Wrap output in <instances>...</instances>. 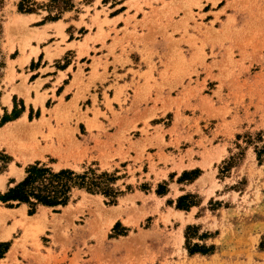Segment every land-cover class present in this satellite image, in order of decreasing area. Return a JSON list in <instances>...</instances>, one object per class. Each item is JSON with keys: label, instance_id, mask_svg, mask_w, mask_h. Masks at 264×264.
I'll return each mask as SVG.
<instances>
[{"label": "rangeland", "instance_id": "obj_1", "mask_svg": "<svg viewBox=\"0 0 264 264\" xmlns=\"http://www.w3.org/2000/svg\"><path fill=\"white\" fill-rule=\"evenodd\" d=\"M90 1L74 0L57 22L44 21L49 0H31L32 14L17 11L20 0H0V129L44 119L38 130L17 132L14 148L0 144V193L38 161L54 171L113 174L120 195L109 204L75 189L67 206L33 214L0 202V243H9L0 264H264V0L155 2L161 14L142 12L143 86L131 81V97L112 95L107 82L64 95L41 66L70 62L67 54L51 64L67 39L62 21L76 12L83 13L76 26L91 22L88 30L65 28L71 39L95 25L102 32L99 15L109 12L94 7L89 16ZM154 58L159 78L151 75ZM32 146L41 152L27 157ZM184 161L194 167L185 177L192 180L181 178ZM179 179L196 180L187 190L199 196L190 200L201 201L199 211L174 210L186 190ZM194 245L212 250L190 254Z\"/></svg>", "mask_w": 264, "mask_h": 264}, {"label": "crops", "instance_id": "obj_2", "mask_svg": "<svg viewBox=\"0 0 264 264\" xmlns=\"http://www.w3.org/2000/svg\"><path fill=\"white\" fill-rule=\"evenodd\" d=\"M160 1L161 0H91L83 4V7L89 9V16L91 17L94 15V7L96 8L95 11L100 13V6H106L109 13L105 18L100 14L98 19V21L102 23V32L98 31L95 25L92 26L91 32H85L79 39H71V33H65V28H71L72 31H75V27L76 29L84 27L86 30V24L90 23L91 19L86 17L83 19L84 24L76 26V24L79 23L78 16L83 14L81 12H76L77 18L73 19L71 23L62 21L63 24H66L63 33L67 39H65L62 45H59V51L55 50L57 51V56L53 57L51 64L57 63L55 61L58 59L61 60L62 57L67 54H71V56L68 57L70 62H67L63 67H53L52 69L48 67L47 63H43L41 70L45 71L47 78H49L47 82L54 85V90L60 89L61 94L64 95H73L78 89L83 90L84 87L90 83L94 87H97V85L107 82L109 86H113L111 88L112 95L115 91H121L123 94H128L129 97H131L132 94L130 91H133V88L130 87L132 84L130 82L136 81L139 86L142 87L146 78L145 75H147L146 73L148 71L147 63L143 60L147 48L149 47V45H147V30L144 29V27H148V25L145 24L142 12L161 14V3H155ZM135 3L136 6H141L142 11H136V8L133 7L129 8L130 5ZM145 3H150L151 9H147ZM126 17H131L128 19L127 24L124 21ZM107 32L108 36L105 37L104 33ZM93 37H95V41L90 40V38ZM102 37H104V39ZM56 39V41H58L60 38L57 37ZM152 62L156 70L154 73H151V75L159 78L162 68L159 67L157 58H154ZM135 72L137 74H135ZM79 80H82L81 84ZM186 162L187 161L183 162L184 167L181 171H185L188 175V173L194 171V167L187 166ZM181 173L173 175L172 177H179ZM185 180L189 181L186 178ZM187 181H185L186 183H183V181L177 183L178 186L186 188V190L180 189V193L177 197L189 195V200L197 199L199 196H193L197 194L187 190L196 180ZM167 193L166 191V193L164 192V194L160 196L166 197ZM174 203L175 200L172 204L174 205ZM193 204L194 205L187 210L177 208H174V210L177 213L187 214L191 210L199 211L201 201L197 203L193 201ZM199 219L200 217H193V222H190V224L195 223L197 225L198 222L196 221H199Z\"/></svg>", "mask_w": 264, "mask_h": 264}, {"label": "trees", "instance_id": "obj_3", "mask_svg": "<svg viewBox=\"0 0 264 264\" xmlns=\"http://www.w3.org/2000/svg\"><path fill=\"white\" fill-rule=\"evenodd\" d=\"M74 0H49L45 6L48 14L45 16L44 21H57L61 18L62 14L71 11L74 8ZM35 5L31 0H20L17 5V11L21 14H32L36 12ZM14 113L13 118H17ZM8 120H3V123ZM264 151V148H263ZM3 163L6 165L11 162L9 156H2ZM5 167V166H4ZM187 173L184 172L181 178L186 177ZM195 178V177H193ZM193 178H188L192 180ZM117 180L113 174L106 172L97 173L96 170L88 168L82 173H75L70 169H60L54 171L52 168L34 162L28 165L25 169L24 178L19 181H11L7 190L1 194L0 202L5 204L6 207L11 208L15 204L26 205L29 214H33L35 210L41 206L46 208H63L68 205L71 200L73 190H84L91 195L100 194L109 199V204H115L120 193L112 187V184ZM182 179H179L181 181ZM165 192V187L158 185L156 193L162 195ZM189 195L181 196L177 199L176 208L187 210L193 204L189 200ZM118 224L115 225V227ZM189 229V227H187ZM9 243H0V248L6 250ZM212 249L203 246L194 245L189 250L190 254L201 253L207 254Z\"/></svg>", "mask_w": 264, "mask_h": 264}, {"label": "bare ground", "instance_id": "obj_4", "mask_svg": "<svg viewBox=\"0 0 264 264\" xmlns=\"http://www.w3.org/2000/svg\"><path fill=\"white\" fill-rule=\"evenodd\" d=\"M43 123H44V119H41L40 121H38V122L36 121L35 123H33L29 128H27L25 126V125H27V123L24 119L17 120L15 123H12V124H8V125L6 124V126L4 128L0 129V144L1 143L2 144H8L7 142H9V143H11V147H13L14 144H12V140H14L18 136V134H16L17 132H31V131L38 130L39 127L43 125ZM19 142H20V140H19ZM15 149L17 151V148H15ZM21 149H22V147H21ZM40 152H41V149L39 147L34 148L32 146V148L29 149L25 154L27 157L32 155V158H33V157L37 156ZM22 154H23V152H22ZM35 217H36V219H37V217L39 218V216H35ZM30 220H32V219L27 220V222ZM190 264H198V262H194V263L192 262Z\"/></svg>", "mask_w": 264, "mask_h": 264}]
</instances>
